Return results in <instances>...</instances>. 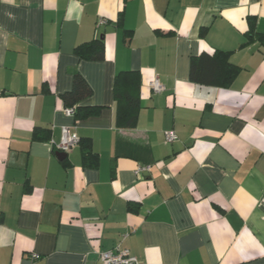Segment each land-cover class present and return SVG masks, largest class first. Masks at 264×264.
Here are the masks:
<instances>
[{
	"label": "crops",
	"instance_id": "obj_1",
	"mask_svg": "<svg viewBox=\"0 0 264 264\" xmlns=\"http://www.w3.org/2000/svg\"><path fill=\"white\" fill-rule=\"evenodd\" d=\"M98 38L104 59L74 54ZM215 49L240 68L228 87L189 78ZM74 70L98 114L64 112ZM122 70L140 75L131 128L115 126ZM0 91V264H102L117 246L138 264H264V0H0ZM62 127L96 167L79 144L57 154Z\"/></svg>",
	"mask_w": 264,
	"mask_h": 264
},
{
	"label": "trees",
	"instance_id": "obj_2",
	"mask_svg": "<svg viewBox=\"0 0 264 264\" xmlns=\"http://www.w3.org/2000/svg\"><path fill=\"white\" fill-rule=\"evenodd\" d=\"M249 38L257 37L258 32L250 28ZM127 32V31H126ZM128 33V32H127ZM205 33V28L200 34ZM259 38H262L261 36ZM74 54L80 59L99 61L104 59L105 46L103 39H92L75 45ZM240 68L229 59V52L215 49L212 52L201 51L189 59V78L191 81L217 87H228ZM140 75L135 70H122L113 79V99L115 103V126L117 128H131L136 124L140 109L139 98ZM91 94V88L84 77L76 70L72 72V84L68 91L63 92L64 107H72L75 119H84L99 113L100 106H85L81 102ZM34 138H48L47 131L35 129ZM81 161L83 166L96 167L98 155L92 149L89 138H79ZM128 204V209H133Z\"/></svg>",
	"mask_w": 264,
	"mask_h": 264
},
{
	"label": "built area",
	"instance_id": "obj_3",
	"mask_svg": "<svg viewBox=\"0 0 264 264\" xmlns=\"http://www.w3.org/2000/svg\"><path fill=\"white\" fill-rule=\"evenodd\" d=\"M103 22H104L103 18L98 19L99 24ZM150 84H151V88L155 92H160L165 88L158 78H154ZM0 95H1V91H0ZM64 112L67 115H73L74 110L72 107H64ZM175 139H176V134L173 131L168 130L165 132L166 142H172ZM78 142H79V137L74 132H72L68 127H62L60 142L58 144V150L67 152L72 147L77 145ZM149 168H150L149 165H138L135 171L136 173H141L149 170ZM33 256L35 258L37 257V255H33ZM99 259L102 264H138L139 263L138 257L132 254L128 248L119 247V246H117L116 249L114 250L102 251L99 254Z\"/></svg>",
	"mask_w": 264,
	"mask_h": 264
},
{
	"label": "water",
	"instance_id": "obj_4",
	"mask_svg": "<svg viewBox=\"0 0 264 264\" xmlns=\"http://www.w3.org/2000/svg\"><path fill=\"white\" fill-rule=\"evenodd\" d=\"M57 154H59V155H65V153L62 152V151L58 152Z\"/></svg>",
	"mask_w": 264,
	"mask_h": 264
}]
</instances>
